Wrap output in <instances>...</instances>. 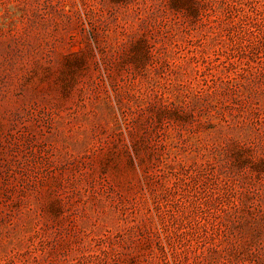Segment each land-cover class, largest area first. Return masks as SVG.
<instances>
[{
	"label": "rangeland",
	"instance_id": "obj_1",
	"mask_svg": "<svg viewBox=\"0 0 264 264\" xmlns=\"http://www.w3.org/2000/svg\"><path fill=\"white\" fill-rule=\"evenodd\" d=\"M0 264H264V0H0Z\"/></svg>",
	"mask_w": 264,
	"mask_h": 264
}]
</instances>
